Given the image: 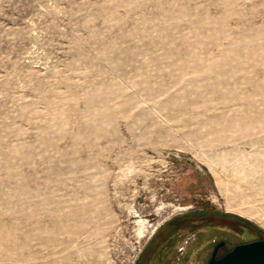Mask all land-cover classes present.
<instances>
[{"label":"rangeland","instance_id":"374dc122","mask_svg":"<svg viewBox=\"0 0 264 264\" xmlns=\"http://www.w3.org/2000/svg\"><path fill=\"white\" fill-rule=\"evenodd\" d=\"M260 240L264 0H0V264Z\"/></svg>","mask_w":264,"mask_h":264},{"label":"water","instance_id":"95a60500","mask_svg":"<svg viewBox=\"0 0 264 264\" xmlns=\"http://www.w3.org/2000/svg\"><path fill=\"white\" fill-rule=\"evenodd\" d=\"M224 245L222 242L214 249L208 264H264V240L238 245L219 257L218 252Z\"/></svg>","mask_w":264,"mask_h":264},{"label":"trees","instance_id":"16d2710c","mask_svg":"<svg viewBox=\"0 0 264 264\" xmlns=\"http://www.w3.org/2000/svg\"><path fill=\"white\" fill-rule=\"evenodd\" d=\"M175 225H176V221H173V222L169 223V225H168L167 227L170 228V227H173V226H175ZM220 252H223V255H224V254L228 253L229 251H225L224 248H221L220 251H219V253H220ZM140 262H141V260L139 261V264H140Z\"/></svg>","mask_w":264,"mask_h":264},{"label":"flooded vegetation","instance_id":"af4514ba","mask_svg":"<svg viewBox=\"0 0 264 264\" xmlns=\"http://www.w3.org/2000/svg\"><path fill=\"white\" fill-rule=\"evenodd\" d=\"M220 251V250H219ZM218 254H219V252H218ZM219 256V255H218Z\"/></svg>","mask_w":264,"mask_h":264}]
</instances>
